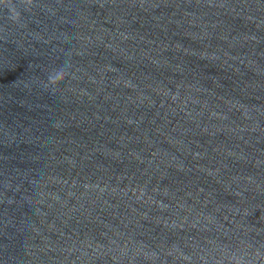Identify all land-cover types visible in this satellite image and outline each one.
Segmentation results:
<instances>
[{
  "label": "clouds",
  "instance_id": "clouds-1",
  "mask_svg": "<svg viewBox=\"0 0 264 264\" xmlns=\"http://www.w3.org/2000/svg\"><path fill=\"white\" fill-rule=\"evenodd\" d=\"M0 3L9 4L10 0H0ZM24 3L26 5H31L33 3V0H24ZM18 18H19L18 14H16L14 11L12 19L17 20ZM65 76H66V73L64 71H59L54 76L49 77V83L51 85H57L65 79Z\"/></svg>",
  "mask_w": 264,
  "mask_h": 264
}]
</instances>
